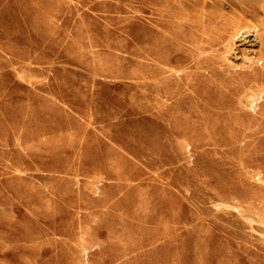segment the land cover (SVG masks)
I'll return each mask as SVG.
<instances>
[{"label":"rangeland","instance_id":"1","mask_svg":"<svg viewBox=\"0 0 264 264\" xmlns=\"http://www.w3.org/2000/svg\"><path fill=\"white\" fill-rule=\"evenodd\" d=\"M173 1L0 0V264H264V92L177 90Z\"/></svg>","mask_w":264,"mask_h":264},{"label":"bare ground","instance_id":"2","mask_svg":"<svg viewBox=\"0 0 264 264\" xmlns=\"http://www.w3.org/2000/svg\"><path fill=\"white\" fill-rule=\"evenodd\" d=\"M174 1L179 10L171 20L177 31L174 33L175 55L170 61L193 64L196 70L178 75L177 90L185 83L186 89L195 91L198 98H204L212 88L232 87L229 89L232 96L255 89L264 92V0ZM250 32L256 35L248 44ZM236 41L251 45L253 58L247 59L242 54L238 60ZM254 46H258V50H254ZM239 61L242 62L240 67L229 64Z\"/></svg>","mask_w":264,"mask_h":264}]
</instances>
